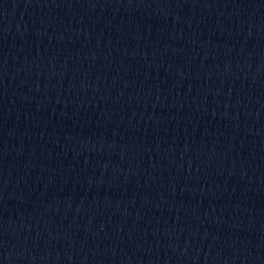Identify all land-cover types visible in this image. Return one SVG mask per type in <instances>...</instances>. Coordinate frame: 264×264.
<instances>
[{
  "label": "water",
  "instance_id": "obj_1",
  "mask_svg": "<svg viewBox=\"0 0 264 264\" xmlns=\"http://www.w3.org/2000/svg\"><path fill=\"white\" fill-rule=\"evenodd\" d=\"M264 0H0V264H260Z\"/></svg>",
  "mask_w": 264,
  "mask_h": 264
}]
</instances>
